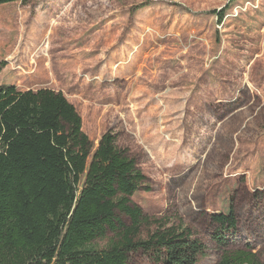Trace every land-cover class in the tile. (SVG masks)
<instances>
[{"label":"rangeland","instance_id":"1","mask_svg":"<svg viewBox=\"0 0 264 264\" xmlns=\"http://www.w3.org/2000/svg\"><path fill=\"white\" fill-rule=\"evenodd\" d=\"M0 62V85L63 92L95 146L117 134L146 176L133 202L202 240L198 264L234 250L264 264V0L3 4ZM220 213L238 220L225 250L213 238Z\"/></svg>","mask_w":264,"mask_h":264},{"label":"trees","instance_id":"2","mask_svg":"<svg viewBox=\"0 0 264 264\" xmlns=\"http://www.w3.org/2000/svg\"><path fill=\"white\" fill-rule=\"evenodd\" d=\"M17 1L29 3L0 5ZM226 10L212 12L221 21ZM145 181L115 132L94 145L63 92L0 85V264H134L130 256L138 251L152 264H198L202 240L187 227L150 220L133 202ZM212 222L225 250L237 216L214 214ZM108 233L113 237L100 249L95 243ZM217 264L263 263L250 250H234Z\"/></svg>","mask_w":264,"mask_h":264}]
</instances>
